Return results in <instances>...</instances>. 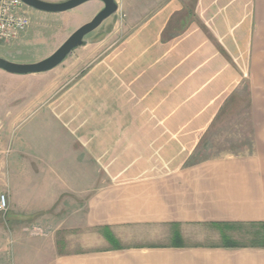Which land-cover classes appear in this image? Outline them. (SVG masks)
Returning a JSON list of instances; mask_svg holds the SVG:
<instances>
[{
    "label": "crops",
    "instance_id": "obj_1",
    "mask_svg": "<svg viewBox=\"0 0 264 264\" xmlns=\"http://www.w3.org/2000/svg\"><path fill=\"white\" fill-rule=\"evenodd\" d=\"M133 3L122 41L61 64L68 83L0 105V181L34 170L45 194L7 192L2 264H264V0ZM223 121L249 131L222 138Z\"/></svg>",
    "mask_w": 264,
    "mask_h": 264
},
{
    "label": "rangeland",
    "instance_id": "obj_2",
    "mask_svg": "<svg viewBox=\"0 0 264 264\" xmlns=\"http://www.w3.org/2000/svg\"><path fill=\"white\" fill-rule=\"evenodd\" d=\"M48 3H62L68 0H41ZM116 1V0H115ZM134 0H119V11L117 14L110 17L106 20L99 29L92 32L91 34L85 37V41L87 40H95L101 41L105 37L107 47H111L116 45L126 35L130 32L131 26H129L128 19L130 18L131 5ZM127 3V9H125V5ZM154 0H137L134 5L140 6V8L152 6ZM125 4V5H124ZM26 12L30 18L31 25L29 29L24 33L18 40L8 45L0 44V57L14 62L18 64H33L40 62L48 57H50L53 53H55L65 42L66 40L75 33L79 28L84 26L85 24L91 22L94 17L104 8L103 3H99L96 1L88 2L83 4L82 6L67 11L63 13H48L37 10L35 8L29 7L24 4ZM136 7V6H135ZM135 10V8L133 9ZM143 11L139 10L138 12ZM73 66V62H67L61 65L56 70H51L49 72L35 74L34 77L32 75H27L28 78L23 81L14 80L10 86L6 84L2 79H0V105L6 103L8 97L10 95L9 90L14 91V87H18L25 84H37V85H54L60 84L65 85L69 82V80L73 77V73L69 71V68ZM24 77V76H23ZM25 77V78H26ZM12 86V88H11ZM247 93H242L233 99H231V104L227 108L225 114L237 113V114H246L248 112V96ZM246 95V96H245ZM35 94L27 95L25 100L21 102H16L13 107L15 109L13 112L19 111L27 101L34 100ZM21 100V99H20ZM0 108V116H4V110ZM28 116V115H27ZM35 116V115H34ZM218 129H215V133H220V136L227 137L228 133H234L233 138L238 140H242L244 138V134L248 133V123H237V122H228L223 121L218 124ZM26 128V124L22 123L18 129L12 133V139L10 141L12 147L13 144L18 145L19 139L21 138L22 133ZM224 132V133H223ZM237 140V139H236ZM245 143L247 146L250 145L248 137L245 139ZM228 145V144H226ZM244 146V145H243ZM213 154L218 153L217 150L212 152ZM9 188L4 184V182L0 181V192L6 193L12 192L13 194H18L25 197H28L30 200H34L37 197L44 196V187L39 185V180H41V174L35 177L34 170L32 171H10L9 172ZM22 179L23 184L19 183ZM20 179V180H19ZM50 188H48L49 190ZM33 205V204H31ZM10 206V205H9ZM0 214V227H5L7 220V213ZM40 227V226H39ZM41 228V227H40ZM42 229V228H41ZM3 247H0L2 250ZM2 254V253H0ZM2 256V255H0ZM4 262L3 258H0V263Z\"/></svg>",
    "mask_w": 264,
    "mask_h": 264
},
{
    "label": "water",
    "instance_id": "obj_3",
    "mask_svg": "<svg viewBox=\"0 0 264 264\" xmlns=\"http://www.w3.org/2000/svg\"><path fill=\"white\" fill-rule=\"evenodd\" d=\"M27 6L48 13H63L82 6L85 3L99 1L104 4L94 19L79 28L50 57L33 64H18L0 57V70L18 76H27L49 72L61 65L76 49L85 45V37L96 31L101 25L119 11L115 0H68L62 3H48L41 0H22Z\"/></svg>",
    "mask_w": 264,
    "mask_h": 264
},
{
    "label": "built area",
    "instance_id": "obj_4",
    "mask_svg": "<svg viewBox=\"0 0 264 264\" xmlns=\"http://www.w3.org/2000/svg\"><path fill=\"white\" fill-rule=\"evenodd\" d=\"M22 0H0V44L8 45L18 40L31 25ZM9 196L0 194V214L9 210ZM40 228H33L31 234H40Z\"/></svg>",
    "mask_w": 264,
    "mask_h": 264
}]
</instances>
